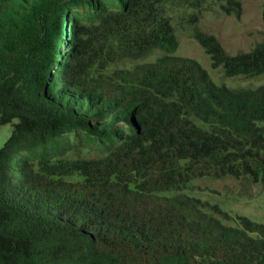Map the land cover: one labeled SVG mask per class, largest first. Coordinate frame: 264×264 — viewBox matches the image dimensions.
Wrapping results in <instances>:
<instances>
[{"label":"trees","instance_id":"trees-1","mask_svg":"<svg viewBox=\"0 0 264 264\" xmlns=\"http://www.w3.org/2000/svg\"><path fill=\"white\" fill-rule=\"evenodd\" d=\"M215 5L242 9L0 0V264H264V223L184 191L200 177L264 185V83L217 84L175 54L185 21L212 68L264 77V36L229 54L198 26ZM72 131L102 155L64 157Z\"/></svg>","mask_w":264,"mask_h":264},{"label":"rangeland","instance_id":"rangeland-1","mask_svg":"<svg viewBox=\"0 0 264 264\" xmlns=\"http://www.w3.org/2000/svg\"><path fill=\"white\" fill-rule=\"evenodd\" d=\"M242 9L239 16L227 15L215 5V9L204 10L198 26L207 33L217 37L225 51L235 54L239 51H248L264 36L262 7L264 0H241ZM178 28V48L176 55L195 59L205 68L211 79L217 84H226L229 87L257 86L264 83V77L244 78L242 76L227 77L221 68H212L209 55L199 43L189 36L188 26ZM159 54L157 51L149 59ZM129 65L128 63H126ZM11 123L0 125V147L11 132ZM62 141L63 155L67 159L99 157L101 148L85 136L67 132ZM187 194L216 204L221 210L235 218L238 215L246 216L253 221L264 223V185L253 183L247 176L234 178L200 177L193 179L184 190ZM235 224L234 220H229Z\"/></svg>","mask_w":264,"mask_h":264}]
</instances>
